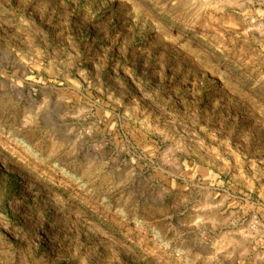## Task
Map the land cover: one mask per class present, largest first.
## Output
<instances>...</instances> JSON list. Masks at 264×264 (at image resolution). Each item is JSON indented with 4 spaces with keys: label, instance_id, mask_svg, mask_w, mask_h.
<instances>
[{
    "label": "rangeland",
    "instance_id": "obj_1",
    "mask_svg": "<svg viewBox=\"0 0 264 264\" xmlns=\"http://www.w3.org/2000/svg\"><path fill=\"white\" fill-rule=\"evenodd\" d=\"M261 1L0 0V264H264Z\"/></svg>",
    "mask_w": 264,
    "mask_h": 264
},
{
    "label": "crops",
    "instance_id": "obj_2",
    "mask_svg": "<svg viewBox=\"0 0 264 264\" xmlns=\"http://www.w3.org/2000/svg\"><path fill=\"white\" fill-rule=\"evenodd\" d=\"M262 4H260L258 7L254 8L256 14L262 18H264V0L261 1Z\"/></svg>",
    "mask_w": 264,
    "mask_h": 264
},
{
    "label": "bare ground",
    "instance_id": "obj_3",
    "mask_svg": "<svg viewBox=\"0 0 264 264\" xmlns=\"http://www.w3.org/2000/svg\"><path fill=\"white\" fill-rule=\"evenodd\" d=\"M19 140V139H18ZM18 142V141H17ZM2 144V143H1ZM0 146H2V145H0ZM18 146V145H17ZM20 146H21V148H23V149H25V150H29V146L25 143V142H23V141H21L20 140ZM6 147V146H5ZM20 148V147H19ZM20 148V149H21ZM4 152V151H3ZM73 209V208H72ZM75 212H77V211H75Z\"/></svg>",
    "mask_w": 264,
    "mask_h": 264
}]
</instances>
